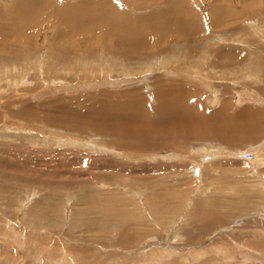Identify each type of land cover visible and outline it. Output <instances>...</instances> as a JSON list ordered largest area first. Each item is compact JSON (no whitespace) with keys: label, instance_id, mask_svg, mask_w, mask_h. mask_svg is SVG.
Returning a JSON list of instances; mask_svg holds the SVG:
<instances>
[{"label":"rangeland","instance_id":"374dc122","mask_svg":"<svg viewBox=\"0 0 264 264\" xmlns=\"http://www.w3.org/2000/svg\"><path fill=\"white\" fill-rule=\"evenodd\" d=\"M27 1L0 0V264H264V0Z\"/></svg>","mask_w":264,"mask_h":264},{"label":"bare ground","instance_id":"6f19581e","mask_svg":"<svg viewBox=\"0 0 264 264\" xmlns=\"http://www.w3.org/2000/svg\"><path fill=\"white\" fill-rule=\"evenodd\" d=\"M16 1V3L19 5L20 4V6L21 5H24L23 4V2H25V1H27V0H15ZM33 1V0H32ZM36 1V0H35ZM35 1H33V2H35ZM38 1V0H37ZM36 1V2H37ZM45 1V0H44ZM108 1V0H107ZM237 1V0H236ZM28 2V1H27ZM30 2V1H29ZM41 2H43V1H41ZM46 2H48V1H46ZM45 2V3H46ZM52 2V1H51ZM32 3V2H31ZM39 3V2H38ZM27 5L29 4V3H26ZM33 4V3H32ZM49 4V3H48ZM52 4H54L53 2H52ZM104 4V6H106V4L105 3H103ZM36 6H37V4H35ZM39 5V4H38ZM46 5V4H45ZM50 5V4H49ZM109 5V4H108ZM107 5V6H108ZM47 6V5H46ZM56 6V5H55ZM100 7H102V9L104 10V6H101V5H99ZM57 7H59V6H57ZM84 7H85V5H84ZM109 8H110V6H108ZM51 8V7H50ZM53 8V7H52ZM60 8V7H59ZM48 9V8H47ZM57 9V8H56ZM56 9L54 10V11H56ZM106 9V8H105ZM52 10V9H51ZM64 10H65V12L64 13H66L65 15H66V18H65V25H67V26H69V27H72V23H74V24H76V26H78L79 27V29H81V26L82 25H84V23H81L83 20L81 19V18H84L83 16H79V13H81V14H83L84 13V11L83 10H79V6L78 5H64ZM111 9H109V11H110ZM112 10H115V9H112ZM113 12V11H112ZM63 13V12H62ZM62 13H60V14H62ZM56 14V13H55ZM57 14H59V12L57 13ZM87 15L88 14H90V15H92V12H88V13H86ZM113 14V18H114V22H117L116 21V19H118L117 18V14H115L114 12L112 13ZM54 15V14H53ZM78 15V16H77ZM62 16H63V14H62ZM52 17V16H51ZM61 17V16H60ZM91 17V16H90ZM93 19H95V18H93ZM60 20V19H59ZM58 20V21H59ZM64 21V19L62 20V22ZM89 21V20H88ZM84 22V21H83ZM90 22V21H89ZM107 22V21H106ZM94 23V22H93ZM111 23V22H110ZM94 25V24H93ZM126 25V24H125ZM125 25H123V27H122V25H121V27L120 28H124L125 27ZM180 25V24H179ZM127 29H128V27H126ZM129 28H132V27H129ZM134 28H135V26H134ZM159 29H157V31H158ZM160 30H162V29H160ZM126 32H127V30H126ZM135 32H138V30L137 31H135ZM138 34H140V33H138ZM185 34V33H184ZM131 34L129 33V36H130ZM134 34H132V36H133ZM189 35H190V33H189ZM128 36V38H129V40L128 41H130V40H132L130 37H132V36H130L129 37ZM123 36H121L120 38H122ZM125 38V37H124ZM123 40V39H122ZM125 41H126V38H125ZM139 41V40H138ZM122 42V41H121ZM124 42V41H123ZM131 42V41H130ZM133 42V41H132ZM138 43V42H137ZM142 43V42H141ZM132 43H130V45H131ZM123 45H125V44H123ZM132 46V45H131ZM133 50V49H132ZM259 62V61H258ZM260 63V62H259ZM260 69V68H259ZM263 70V69H262ZM16 81V80H15ZM175 97V96H174ZM163 99V98H162ZM161 99V100H162ZM177 99H180V98H177ZM177 99H175V100H173L172 102L173 103H180ZM180 101H181V99H180ZM172 103V104H173ZM164 104V103H163ZM165 105V104H164ZM162 108H164V107H162ZM172 108H174V106L173 107H165L164 108V112L165 113H167V114H171V113H173V112H175L174 113V116H177V115H179V113L177 112V111H172ZM182 110H183V108H182ZM180 112V111H179ZM186 112V111H185ZM164 113V114H165ZM188 113V112H187ZM183 115H185V114H183ZM181 116V115H180ZM180 116H178V117H180ZM185 116H187V115H185ZM177 117V118H178ZM257 117V116H256ZM258 118V117H257ZM179 119V118H178ZM181 119V118H180ZM181 121V120H180ZM182 121L185 123L186 121H187V119L186 118H184V119H182ZM181 121V122H182ZM188 121H189V119H188ZM201 121V120H200ZM233 123V122H232ZM193 124V123H192ZM141 125V124H140ZM194 125V124H193ZM233 125V124H232ZM199 127V129L197 128V129H193V128H196L195 126H193V128L192 129H190V130H192V132H194V131H196V132H199L200 134H205L206 132H209V130L207 129V128H205V127H202L201 125H198ZM254 126V125H253ZM105 127H107V126H105ZM109 127V126H108ZM110 128V127H109ZM178 129V125H175L174 126V130H177ZM255 129V128H254ZM103 130H105V131H108V130H113V131H117V132H119V133H126L127 135L129 134V135H131V136H137V135H145V136H148L149 134H150V132H149V130L146 128V130L143 128V127H136V128H133V129H128V130H123V129H117V128H113L112 127V129H106V128H103ZM167 130V129H166ZM249 130V129H248ZM219 133V132H218ZM218 136V135H217ZM257 147V146H256ZM254 151V150H253ZM237 153V152H236ZM235 154V153H234ZM244 154V153H243ZM242 153H241V155H243ZM241 155H239V156H241ZM206 156H211V155H206ZM238 156V155H237ZM253 156L254 157H256L257 159H258V156H257V154H255V153H253ZM209 159H210V157H209ZM262 160V159H261ZM254 161V160H253ZM263 162V161H262ZM199 168V167H198ZM201 168V167H200ZM200 170V169H199ZM198 175H199V173H198ZM195 176H197V175H195ZM261 178H263V177H261Z\"/></svg>","mask_w":264,"mask_h":264},{"label":"water","instance_id":"95a60500","mask_svg":"<svg viewBox=\"0 0 264 264\" xmlns=\"http://www.w3.org/2000/svg\"><path fill=\"white\" fill-rule=\"evenodd\" d=\"M241 157L250 158L251 155H250V153H245V154L241 155ZM208 158H209L208 156H204V159H205V160H208ZM198 173H199V168H198V167H195V168L193 169V174H194V175H198ZM262 177H263V179H264V173L262 174Z\"/></svg>","mask_w":264,"mask_h":264}]
</instances>
